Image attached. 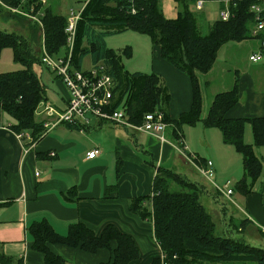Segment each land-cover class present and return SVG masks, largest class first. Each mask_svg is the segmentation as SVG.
Wrapping results in <instances>:
<instances>
[{
    "label": "trees",
    "instance_id": "obj_1",
    "mask_svg": "<svg viewBox=\"0 0 264 264\" xmlns=\"http://www.w3.org/2000/svg\"><path fill=\"white\" fill-rule=\"evenodd\" d=\"M196 1L174 0L176 17L168 19L162 12L161 0H87L77 21L71 51L72 64L82 69V60L86 55H89L91 65L105 64L116 83L111 108H119L123 97L127 96L122 109L125 119L132 124H141L145 113L158 110L172 127V135L177 141L184 125L193 126L200 122L205 128L219 130L223 143L232 145L241 157L243 176L235 187L247 193L262 173V160L256 155L254 147L264 146V116L229 115L239 100L235 80L232 88L213 96L207 114L202 118V92L198 76L210 71L221 46L254 37L264 42L263 30L254 33L257 20L251 10V6L260 0H227L229 18L212 22L206 34L199 31L197 16L191 9ZM8 4L25 12L42 11V39L46 51L51 55L65 52L67 15L48 4L42 6L35 0H10ZM132 7L134 13L131 12ZM2 9L5 8L0 5ZM9 13L20 21L32 22L27 16L8 10ZM259 16L264 18V10ZM34 25V29L38 30L37 24ZM126 30L147 35L158 46L161 58L189 77L191 105L176 119L168 118L166 108L170 95L158 75L134 71L126 72L124 81L120 78L122 67L115 53L108 49L105 38ZM4 48H10L14 61L24 67L0 73V112L13 120L11 128L14 132H28L31 140L36 142L44 133L43 119L36 117V109L41 102L47 101L45 86L33 70L34 64L42 65L41 55L30 46L27 37L0 29V53ZM261 49L264 56V48ZM247 123L251 128L252 144L244 140ZM172 183L180 189L172 190ZM152 191L151 196L136 198L129 203L133 213L152 222L154 240L161 255L153 258L151 264H234L245 262L243 259L247 258L254 264H264L263 248L252 246L242 239L217 234L212 215L199 201L202 187L198 184L170 169L159 167ZM30 230L33 249L44 254L46 264H65L63 258L48 249L53 243L79 247L90 253L98 249L111 250V260L101 264H128L139 256L134 239L111 224L106 225L98 236L82 222L71 224L65 236L56 234L47 222L32 225ZM112 243H115L114 247ZM0 264H20V261L0 250Z\"/></svg>",
    "mask_w": 264,
    "mask_h": 264
},
{
    "label": "crops",
    "instance_id": "obj_2",
    "mask_svg": "<svg viewBox=\"0 0 264 264\" xmlns=\"http://www.w3.org/2000/svg\"><path fill=\"white\" fill-rule=\"evenodd\" d=\"M9 1L0 0L1 7L8 10ZM64 3L65 0L47 2L56 11ZM176 13L174 17L164 16L173 19ZM9 28L22 32L15 24ZM253 39L256 43H249L247 39L221 46L210 71L202 78L198 76L200 87L210 88L217 81L214 80L217 64L220 63L221 67L222 63L227 65L225 69L222 68L223 73H218L221 76H228L229 71L234 70V79H229L222 90L213 88L211 93L214 96L228 90L237 81L239 100L229 113L231 117L264 116V63L252 62L254 69L258 72L261 70V73H251L249 70L250 55L262 50L261 40ZM154 49L147 73L158 75L166 87L170 95L166 112L168 118L176 119L181 112L190 108L191 83L187 75L161 58L158 46L154 45ZM220 53L224 55V62L220 59ZM43 117L38 119L42 120ZM12 123L8 115L0 112V250L15 261L19 260L20 264H46L44 254L33 249L30 230L32 225L41 222H47L61 236L67 235L69 226L76 222L84 223L97 236L106 225L111 224L119 232L130 235L137 245L139 256L128 264H151L153 258L161 255L154 240L152 222L133 213L129 203L136 198L151 196L159 167L170 169L198 184L205 196L209 193L205 184L210 183L215 198L235 204L238 201L244 214L241 219L244 224L242 240L250 244L248 240L257 239V247L264 249V146H261L263 154L260 156L262 173L251 190L242 193L235 186L230 187L228 178L223 185L216 183L215 178L231 169L230 163L236 159L233 151L239 153L232 145L223 143L222 137L220 140L223 144H218L219 138L217 140L212 132L213 128H205L202 124H196L203 129L199 130L201 138L197 144L192 139L196 128H190L194 129L190 132L185 130L188 125L182 126L181 137L177 141L172 135V127L167 124L164 132V135L167 134L166 141L162 142L122 124L92 118L83 131L75 126L60 124L33 142L28 138H17L11 128ZM97 138L101 139L102 145L97 144ZM244 139L247 142L245 131ZM94 148L99 149V154L87 159L86 152ZM206 161L212 162L210 168L213 176L209 178L197 168L205 166ZM201 178L205 180L201 181ZM227 183L232 189L230 196L218 192L214 187H223ZM147 207L150 208V205ZM48 249L63 258L65 264L108 263L112 255L108 249L90 253L63 243L49 244Z\"/></svg>",
    "mask_w": 264,
    "mask_h": 264
},
{
    "label": "rangeland",
    "instance_id": "obj_3",
    "mask_svg": "<svg viewBox=\"0 0 264 264\" xmlns=\"http://www.w3.org/2000/svg\"><path fill=\"white\" fill-rule=\"evenodd\" d=\"M86 0H65V3L60 6L59 8V13L63 15H67L69 10H74L77 11L82 6L84 5V2ZM226 1V0H223ZM161 9L163 14L166 17H174L175 13L177 11V7L175 5V2L173 0H161ZM192 11H194L195 15L197 16L198 23H199V31L201 34H206L210 25L212 22L215 20L219 19L221 16V13L224 11V9H227V4L226 2L222 3V0H204L203 3V8L200 10H196L194 8V5H191ZM10 17V18H9ZM11 19V20H10ZM10 20V21H8ZM15 24L20 27L21 31L19 29L17 30L16 28H9L12 27ZM38 30H35V25L33 22H26V21H20L18 18L15 16H11L10 13L8 14V10L2 9L0 10V29L6 30L8 32H15L17 34H21L29 39L30 46L34 49V51L37 52V54L40 56L41 55V49H42V44H41V37L42 35L39 34V31L41 32L40 27L37 25ZM107 47L109 50H111L113 53H115L120 66L122 67L123 74L122 81H124L125 73H132L134 71H143V72H148L150 71V63L152 60V53L154 49V44L152 43L151 39L147 35H143L141 33L132 31V30H126L121 33L109 35L105 38ZM248 42H255L256 40L253 38L248 39ZM12 51L10 48H4L2 49L0 53V73L3 72H9V71H15V70H20L23 69L24 67L21 63L14 61L13 55L11 54ZM64 52L62 51L59 56H62ZM220 59L221 61L224 60V55L223 53H220ZM246 61L248 59L246 58ZM224 62V61H222ZM250 67L249 70L251 73H261L256 71L254 69V64L249 61ZM261 62L264 63V59L258 61V64H262ZM222 67L219 64L216 65L215 67V72L217 76L215 75L214 80H217L216 82L212 84V87L208 88V86H202V93H203V103H202V111H201V117L203 118L206 116L207 111L210 106V101H212V94L213 93V88L217 89L216 91L222 90V87H225V83L229 81V79H234V70L229 71V75L227 76L226 74L224 75H219L218 73H223L222 68L225 69L227 67L226 63H222ZM91 66V61L89 55H86L83 60L81 67L83 69H87ZM33 70L34 72L40 77V81L43 82L45 86V95L47 98V103L50 105H53L59 110H63L65 108V100L67 99V89L63 82L56 77V75L51 72L49 69L46 67H43V65L39 64H34L33 65ZM214 74V73H213ZM202 76L203 75H199ZM233 77V78H232ZM222 80V81H221ZM221 83L223 85H221ZM127 99V96L123 97V102L121 105H119V108H123L122 105H124L125 101ZM37 118H41L42 115L36 116ZM197 124H202L198 122ZM106 125H110V123H106ZM198 125H193L189 127H185V130H191L190 128H196L195 133L193 134L192 139L194 142L199 144L198 141H200V131L203 130L202 127ZM171 127V126H169ZM200 128V129H197ZM245 132L246 136L248 137L247 142L245 143H250L252 144V137H251V129L249 124L247 123ZM212 132L216 134V138L218 141V144H223L221 143V133L219 130L216 128L211 129ZM101 137H103L101 135ZM167 137V134L165 135V138ZM94 139V138H93ZM98 139V138H97ZM245 140V139H244ZM97 144L100 146L101 139H98ZM232 148V147H230ZM233 150V149H232ZM254 150L257 154L258 157L261 156L263 149L261 147H254ZM234 154H236V159L234 162L232 161L230 164L231 169L226 171V174H222L220 177L215 178V181L218 185H223L225 179L227 180L230 179V187L235 186L236 182L240 179V176L242 178L243 174V168H242V163H241V157L239 154H237L235 151H233ZM228 164V166H230ZM186 171V170H185ZM239 173V174H238ZM195 175L197 173H194ZM199 175V174H198ZM197 175V176H198ZM200 176V175H199ZM213 176V175H212ZM236 177V178H235ZM236 179V180H235ZM205 179L201 178V181H204ZM200 183V180L199 182ZM206 185V190L209 191L208 196H205V193H201L199 201L205 206L207 212H209L212 215L213 221L216 223V232L219 235H228L233 238L237 239H244V236L242 235L241 231L244 230L243 226V221L241 219L244 218V214L242 213L241 209L239 208L238 204L239 202L236 201L235 203H231L228 200H219L215 198V194L212 192L214 188L210 183L205 184ZM213 188V189H212ZM172 190H179L180 188L174 183L171 185ZM215 210V211H214ZM257 240V239H256ZM255 239H250V245L253 244L252 246L256 245L257 246V241ZM260 247V246H259ZM245 262L241 261L240 263L235 262L234 264H254L251 259H243ZM229 264V263H227Z\"/></svg>",
    "mask_w": 264,
    "mask_h": 264
},
{
    "label": "built area",
    "instance_id": "obj_4",
    "mask_svg": "<svg viewBox=\"0 0 264 264\" xmlns=\"http://www.w3.org/2000/svg\"><path fill=\"white\" fill-rule=\"evenodd\" d=\"M38 1L42 6H46L48 0H35ZM133 2V0H127ZM221 13L220 18L227 20L230 16L228 8ZM196 10L202 9L203 0H197L194 4ZM9 12L18 13L27 16L30 21L36 23L40 29L42 35L41 44V63L43 67H46L53 72L65 85L68 95L65 101V108L59 110L53 105L47 102H41L37 109V115H43V128L45 135L48 131L55 128L60 124H68L77 127L80 131H83L85 127L90 124L92 118L97 119L101 122H111L115 124H122L126 127L133 128L140 132L149 134L156 137L162 142L166 141L164 132L167 123L164 121V114L161 111L155 110L153 112L145 113L142 118L143 121L139 125H134L125 119L124 111L122 108L112 109L113 90L115 88V81L109 74L105 64L99 62L96 65H91L87 69H77L72 64V50L75 41L77 21L80 17L81 8L77 11L69 10L66 16V25L64 28L66 43L65 52L62 56L49 54L43 43V25L41 17L43 12L37 10L35 13L25 12L16 6H7ZM32 9V8H31ZM251 10L255 13V19L257 25L254 33L264 29V18L260 17L259 14L264 10V0H260L259 3L253 4ZM131 12L134 13V7L131 8ZM264 48V42L262 43ZM262 50L258 53L251 54L249 60L251 62H258L262 59ZM17 138L22 139L28 138L31 140L28 132L16 133ZM99 154V149L94 148L86 152V158L92 159ZM53 155V153H51ZM212 165L211 161H206L205 166H198V171L205 177H212ZM218 192L224 193L226 196H230L232 189L225 184L220 187L214 185Z\"/></svg>",
    "mask_w": 264,
    "mask_h": 264
}]
</instances>
